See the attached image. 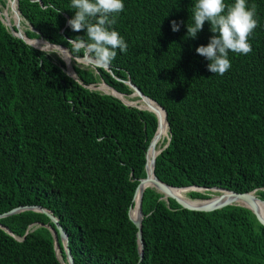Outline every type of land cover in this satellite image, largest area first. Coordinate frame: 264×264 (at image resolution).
Instances as JSON below:
<instances>
[{
  "label": "trees",
  "instance_id": "trees-1",
  "mask_svg": "<svg viewBox=\"0 0 264 264\" xmlns=\"http://www.w3.org/2000/svg\"><path fill=\"white\" fill-rule=\"evenodd\" d=\"M5 3L0 0V8ZM123 3L112 27L127 50L116 49L106 68L72 64L76 79L59 57L26 44L0 21V214L20 206L47 210L66 235L73 264H264V227L250 210H188L150 187L140 199L138 260L127 210L146 176L156 118L85 87L101 81L128 95V80L163 107L168 142L153 164L161 182L254 190L264 199V0H247L257 6L252 51H230L231 67L223 75L211 73L209 61L195 51L215 35L210 23L187 38L196 0ZM70 5L71 0H16L19 17L37 32L23 34L79 58L66 41L87 39L86 30L68 26L75 14ZM173 20L184 22L179 31H172ZM48 228L53 223L38 210L0 217V264H63L59 238L58 261Z\"/></svg>",
  "mask_w": 264,
  "mask_h": 264
},
{
  "label": "clouds",
  "instance_id": "clouds-1",
  "mask_svg": "<svg viewBox=\"0 0 264 264\" xmlns=\"http://www.w3.org/2000/svg\"><path fill=\"white\" fill-rule=\"evenodd\" d=\"M70 6L75 14L67 21L68 26L73 32L86 30L87 39L76 36L66 41L73 52L82 54L78 59L96 67H107L115 59L116 49L127 50L126 41L112 27L116 17L124 11L123 0H71ZM256 14L257 6H249L247 0H234L227 5L224 0H196L192 10L193 24L187 25V38H195L205 22L210 23V31L215 35L210 37L207 46L200 45L195 51L209 61L207 68L211 73L223 75L230 69V51L243 55L252 51L249 37L258 26ZM182 23L173 20L172 31H179ZM55 46L65 52L68 50Z\"/></svg>",
  "mask_w": 264,
  "mask_h": 264
},
{
  "label": "water",
  "instance_id": "water-1",
  "mask_svg": "<svg viewBox=\"0 0 264 264\" xmlns=\"http://www.w3.org/2000/svg\"><path fill=\"white\" fill-rule=\"evenodd\" d=\"M5 14V12H3V15ZM16 14H17V12H16ZM16 14H15V19H17V17L19 18V16H16ZM18 15V14H17ZM0 21L3 23V25L8 29V31L12 34V35H14V36H16V37H18V38H20V39H22L26 44H28V45H30V46H32L29 42H28V40H32L33 38H27L24 34H20L19 33V30H18V27H17V25H18V23H19V20L18 21H16V25L15 24H13L12 26H11V24H6V22H4L3 20H2V17L0 16ZM26 25L28 26V30H31V31H34L30 26H29V24L26 22ZM34 32H36V31H34ZM37 33V32H36ZM39 38H41V37H39ZM44 40V39H43ZM48 45H50L46 40H44ZM51 45L52 46H55L54 44H52L51 43ZM32 47H34V46H32ZM60 47H62V46H60ZM34 48H36V47H34ZM64 48V47H63ZM36 49H39V48H36ZM65 49V48H64ZM39 50H41V49H39ZM67 55L68 56H70L71 57V55L69 54V52L67 51ZM78 59V58H77ZM63 62H64V60L63 59H61ZM106 68V67H105ZM65 73L67 74V75H69L71 78H73V79H76L75 78V75L73 74H69L68 72H66L65 71ZM103 83V82H102ZM125 83L128 85V87L131 89V93L130 94H128V95H132V94H135L136 96L138 95V96H141V97H144L145 99H147V100H150L149 98H147L146 96H144L133 84H131L128 80L127 81H125ZM105 86H107L105 83H103ZM86 88H88V89H95L92 85H87V86H85ZM109 89H111L112 91H114L115 93H117V95H122V96H125V95H123V94H121V93H119V92H117V91H115L113 88H111L110 86H107ZM102 93H105V94H108V95H110V96H112V97H114V98H116V99H118L119 101H121L124 105H127V106H132V107H135V108H137V109H140V110H147V109H143V108H140L139 106H135V105H132V104H127V103H125L123 100H122V98L120 97V96H117V95H115V94H113V93H111V92H109V93H106V92H102ZM150 101H152V100H150ZM154 104H156L154 101H152ZM161 110H162V112H163V120H164V122H165V124H166V127H167V123H166V117H165V112H164V110L158 105V104H156ZM147 111H149V112H151V113H153L154 114V112H152V111H150V110H147ZM154 116H155V118H156V115L154 114ZM156 127H157V118H156ZM156 130V129H155ZM154 134H155V131H154V133H153V135H152V137H151V139H150V141H149V143H148V147H149V145H150V143L154 140ZM167 142H168V138L166 139V143L161 147V148H159V149H156V152H155V154L152 156V162H151V171H152V176H151V178H147L146 176H144L143 178H141V179H139V181H138V183H137V185H136V187H135V189H134V191H133V195H132V205L128 208V210H127V215H128V218L132 221V223H133V225L135 226V228H136V232H135V237H136V243H137V250H138V260L140 259V255H141V236H140V221H141V217H142V215H141V211H140V199H141V194H142V191H143V189L144 188H146V187H150V188H153L156 192H158V189L157 188H159L160 190H161V192H163L164 193V195H166L167 196V198H171V199H173L179 206H181V207H183V208H186V209H188V210H195V211H210V210H213V209H217V208H221V207H223V206H226V205H239V206H242V207H244V208H247L248 210H250L251 211V213L254 215V217L256 218V220H257V222L260 224V225H262L263 227H264V221L262 220V219H260L254 212H253V208H251V207H253L252 206V204H251V199L254 201H257V202H259V203H261V204H263L264 203V199H260V198H258L256 195H254V194H252L253 192H254V190H252V191H250V192H243V193H239V192H236V191H230V190H226V189H222V188H216V187H212V188H205V187H198V186H183V187H174V186H170V185H167V184H165V183H163V182H161L160 180H158L157 178H156V176L154 175V172H153V164H154V158H155V156L158 154V152L162 149V148H164L165 147V145L167 144ZM148 147H147V149H146V152H145V163H146V154H147V151H148ZM145 163H144V171H145ZM139 187H142V189L140 190V192H139V196H138V205H137V208H138V212H139V218H138V220L137 221H134L133 219H131V217L129 216V211H130V209H131V207L133 206V198H134V196H135V194H136V192H137V190H138V188ZM178 188H185V189H187V188H190L191 190H189V191H196V190H193V188H202V189H215V190H217V191H220V192H218V194H217V196H216V198H221L222 196H223V193L222 192H224L225 193V195H227V197H226V199L225 200H222V201H218V202H213V203H209V204H206V205H201V206H189V205H186V204H184L182 201H179V200H177L176 198H174V197H172L171 195H169V190L170 189H178ZM188 191V192H189ZM196 192H198V191H196ZM158 193H160V192H158ZM161 194V193H160ZM187 197V196H186ZM229 197L230 198H240V199H242L243 201H245V202H247L249 205H250V207L249 206H246V205H244V204H238V203H233L232 202V199H229ZM161 198L162 199H164L163 198V196H162V194H161ZM188 199H190L189 197H187ZM215 198V199H216ZM212 198L211 197H208V198H206V199H190V200H201V201H207V200H211ZM166 200V199H165ZM26 209H32V210H38V211H42V212H44L46 215H47V217L49 218V220L53 223V225H54V229H51V228H48L49 229V231H50V233H51V235H52V239H53V249H54V252H55V255H56V251H58L57 250V246H58V242H57V236H58V238H59V241H60V244H61V249H62V251H63V254H64V259H65V261H64V263L63 264H73V262H72V258H71V255H70V252H69V249H68V247H67V241H66V235H65V233L63 232V230H62V228L60 227V225L57 223V220H56V218L53 216V215H51L47 210H45V209H43V208H41L40 206H20V207H15V208H13V209H11V210H9V211H7V212H4V213H2V214H0V217H3V216H6V215H9V214H13V213H16V212H18V211H21V210H26ZM56 230V231H55ZM56 257H57V255H56Z\"/></svg>",
  "mask_w": 264,
  "mask_h": 264
},
{
  "label": "bare ground",
  "instance_id": "bare-ground-1",
  "mask_svg": "<svg viewBox=\"0 0 264 264\" xmlns=\"http://www.w3.org/2000/svg\"><path fill=\"white\" fill-rule=\"evenodd\" d=\"M10 2H12V4L10 3ZM8 6H9V8H10V14L9 15H11V17H12V19L15 17V13H16V11H15V9L13 8L14 6H15V2H14V0H9V4H8ZM13 6V7H12ZM13 8V9H12ZM12 10H13V12H12ZM18 14V13H17ZM16 14V15H17ZM7 15H8V13H7V11L5 10V14H4V17H7ZM18 16V15H17ZM6 21H7V19H5ZM20 28H23L24 29V27H23V25H21L20 24V26H19ZM18 29L19 30V33L22 35L23 34V29ZM26 34V33H25ZM28 42L32 45V46H34V47H36V48H39V49H41V50H45L46 52H55V53H57L60 57L62 56V57H65V58H68V59H70V56H68L67 55V52L66 53H64L63 51H61V50H59L57 47H55V46H52V45H48L42 38H33L32 40H28ZM61 48H63V47H61ZM62 54H61V53ZM72 58V57H71ZM63 60H65V59H63ZM66 61V60H65ZM78 62H80V63H82L81 61H78ZM66 63H67V65H68V63H70V60H67L66 61ZM84 64V63H83ZM70 65V64H69ZM70 72H71V74L73 75L74 74V72L70 69ZM94 73V72H93ZM97 73V72H96ZM99 86H101V89H103L102 91H104V92H106V93H109V92H111V93H113V94H115V95H117V93H115L114 91H112L111 89H109L107 86H105L103 83H101V84H99ZM117 96H120L122 99H124L123 98V96L122 95H117ZM130 96H135V97H137V99L135 100L136 102V104H137V106H139L140 108H143V109H147V110H150V111H152V112H154V114L156 115V118H157V127H156V132H155V135H154V143H153V141L151 142V144L149 145V147H148V149H149V151H147L148 153H149V158H148V160H147V154H146V160H147V162H146V164H145V173H146V177L149 179V178H151V176H152V171H151V162H152V156L155 154V152H156V148H155V144L163 137V133H165L166 132V124H165V122H164V120H163V112H162V110L156 105V104H154L152 101H150V100H147V99H145L144 97H141V96H136L135 94H132V95H130ZM134 100V99H133ZM127 102H129V101H127ZM131 102V101H130ZM129 102V103H130ZM163 108V107H162ZM152 144H153V146H152ZM151 146H152V150H151ZM157 146V145H156ZM142 189V187H139L138 188V190H137V192H136V194H135V196H134V198H133V203H134V205L131 207V209H130V211H129V213H133V212H135L136 213V215L134 216L135 218H133V217H131V214H129V216L131 217V219H133L134 221H137L138 220V218H139V212H138V208H137V205H138V196H139V192H140V190ZM158 189V192H160L161 194H162V196L164 197V198H166L167 199V196L166 195H164V193L163 192H161V190L159 189V188H157ZM189 190H191L190 188H187V189H185V188H178V189H170L169 190V195H171L172 197H174V198H176L177 200H179V201H182L184 204H186V205H189V206H201V205H206V204H209V203H213V202H218V201H222V200H225L226 199V197H227V195H225V193L224 192H222L223 193V196L221 197V198H216V196H217V194H218V192H220V191H217V190H215V189H202V188H193V190H196V191H198V192H203V191H210V193H212L213 195H211V200H207V201H201V200H190V199H188L187 197H186V194L185 193H187V191H189ZM154 191V190H153ZM253 194V193H252ZM160 198V197H159ZM216 198V199H215ZM229 199H232V202L233 203H238V204H244V205H246V206H249L250 207V205L247 203V202H245V201H243L242 199H240V198H230L229 197ZM166 202V201H165ZM251 204H252V206L253 207H251V208H253L252 210H253V212L260 218V219H262L263 221H264V203L263 204H261V203H259V202H257V201H253L252 199H251ZM58 242H59V239H58ZM60 248H61V246H59ZM62 251V250H61ZM59 261V260H58Z\"/></svg>",
  "mask_w": 264,
  "mask_h": 264
},
{
  "label": "rangeland",
  "instance_id": "rangeland-1",
  "mask_svg": "<svg viewBox=\"0 0 264 264\" xmlns=\"http://www.w3.org/2000/svg\"><path fill=\"white\" fill-rule=\"evenodd\" d=\"M14 2H15V6H16V0H14ZM11 4H12V2H10ZM8 4H9V0H6V3H5V5H4V7L3 8H0V16L2 17V20L4 21V22H6V24H11V26L13 25V24H15L16 23V21H18L19 20V23H18V25H17V27H18V29L20 28L19 26H20V24L21 25H23V27H24V29L23 28H20V29H23V30H25V29H29L28 28V26L26 25V22L22 19V18H18L17 17V19H15V17L12 19V17H11V15H9L10 14V8H9V6H8ZM13 7L14 9H15V11L17 12V10H16V7ZM12 8V9H13ZM5 10L7 11V13H8V15H7V17H4V15H3V12H5ZM12 12H13V10H12ZM18 13V12H17ZM16 14V13H15ZM17 16V15H16ZM19 16V15H18ZM5 19H7V21L5 20ZM16 25V24H15ZM41 51H43V50H41ZM44 52H46L45 50H44ZM46 53H48V54H54L56 57H59L60 59H62L57 53H55V52H46ZM78 61H81L82 63H80V62H78ZM84 63V64H83ZM70 64V65H69ZM72 64H75V65H78V66H82V67H85V66H88V67H90V66H92V64H90V63H88V62H86V61H83L81 58L80 59H77V58H71L70 57V63H68V65H67V63H66V61L64 60V65H65V71L66 72H68L69 74H71V72H70V69H71V65ZM72 70V69H71ZM102 82L101 81H98L97 83H95V84H93L92 86L96 89V90H99L100 92H104V91H102L103 89H101V86H99V84H101ZM123 98L124 99H122L125 103H127V104H132V105H135V106H137V104L135 103L136 101V99H137V97H135V96H130V95H125V96H123ZM134 99V100H133ZM127 101H131L130 103L129 102H127ZM166 139H167V131L165 132V133H163V137L155 144V148L156 149H159V148H161L165 143H166ZM154 143V142H153ZM157 145V146H156ZM151 150H152V148H151ZM188 192V191H187ZM207 193L208 194V196L209 197H211V195H213L212 193H210V191H203V192H200V193ZM186 194V193H185ZM164 198V197H163ZM164 199H166V198H164ZM133 205H134V203H133ZM131 214V217H133V218H135L134 216L136 215V213L135 212H133V213H130ZM56 255H57V258H58V260H60V257H59V254H58V251H56Z\"/></svg>",
  "mask_w": 264,
  "mask_h": 264
}]
</instances>
